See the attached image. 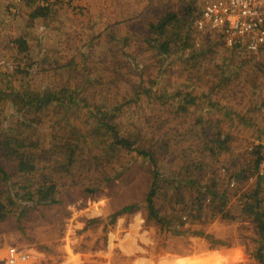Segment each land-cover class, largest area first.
Returning a JSON list of instances; mask_svg holds the SVG:
<instances>
[{"label":"rangeland","instance_id":"1","mask_svg":"<svg viewBox=\"0 0 264 264\" xmlns=\"http://www.w3.org/2000/svg\"><path fill=\"white\" fill-rule=\"evenodd\" d=\"M191 1L202 8L205 0ZM17 3L0 0L1 91L10 86L33 93L46 85L73 87L82 76L95 82L101 73L104 84L115 93H129L139 83L148 87L152 81L160 98H141L123 106L118 122L135 129L142 141L170 129L165 136L168 152L160 157L162 168L168 170L182 159L213 160L202 149L205 140L190 136L173 144L177 126L172 120L170 127L158 128L162 115L171 119L178 107L184 124L180 130L196 116L203 118L210 133L229 135V148L217 155L215 168L217 178L230 189L227 206L239 210L238 203L246 198L242 193L257 189L255 197L261 198L264 207V179L258 178L256 185V169L252 170V152L260 146L261 156L264 149L263 56L228 45L206 25L199 29L195 25L199 15L187 32H180L187 44L172 43L169 53L157 54L156 48L141 40L147 22L167 7L181 6L182 0H35L33 5L49 4V10L47 16L34 20L29 19L25 1ZM19 36L27 42L24 52L13 42ZM192 54L197 57L184 58ZM114 55L120 57L118 63ZM126 57L133 61L127 70ZM190 98L193 102L187 103ZM163 102L159 117L158 103ZM151 168L146 157L138 156L119 177L102 182L95 193L68 185L58 193L59 202L30 204L25 215H9L0 222V264H156L163 258L206 260L195 255L212 250L219 252L218 264H263V244L246 213L243 221L215 218L200 223L201 234L187 236H171L168 226L147 219L140 207L112 221V213L143 200ZM233 248L243 255L234 251L225 259L220 254ZM138 249L140 253H135ZM259 250L263 253L258 258ZM133 251L140 255L137 261L129 259L131 253L127 255Z\"/></svg>","mask_w":264,"mask_h":264},{"label":"trees","instance_id":"2","mask_svg":"<svg viewBox=\"0 0 264 264\" xmlns=\"http://www.w3.org/2000/svg\"><path fill=\"white\" fill-rule=\"evenodd\" d=\"M21 1L30 8L29 19L47 16L49 4L33 5L35 0ZM201 11L202 8L191 0H182L181 6L167 7L147 22L141 40L156 48L157 54H167L172 43L184 41L187 44L186 40H181L185 37L182 38L180 32H187ZM13 42L19 52L27 49L24 38L19 36ZM113 57L118 63L120 57ZM196 57L192 54L184 58L193 60ZM125 60L129 66H123L124 69L132 68L131 58ZM91 78L84 75L73 87L46 85L41 92L34 93L12 86L0 90V107H5L0 118V222L9 215H25L30 204L59 202L58 193L68 185L82 186L86 192L95 193L102 182L119 177L135 157L143 156L152 167L147 192L141 202L112 213V221L140 207L146 210L147 219L168 226L171 236H187L201 234L197 225L207 224L215 218L233 222L250 216L261 238L262 251L264 207L261 198L255 197L257 189L253 192L245 190L242 195L246 198L240 200V209L236 210L237 206H227L230 189L217 178V155L228 150L229 135L210 133L209 126L199 116H194V121L180 130L184 124L179 120L178 107L171 119L163 114L158 128L166 124L170 127L172 120L177 126L173 129V144L190 136L205 140L202 149L213 160L182 159L175 169L164 170L160 157L168 152L169 141L165 136L170 129L142 141L143 136L135 129L122 126L117 120L123 106L141 98H160L154 82L150 81L148 87L139 83L129 93H115L104 84L102 73L94 77L95 82H89ZM82 81L86 83L82 84ZM106 100L108 103L104 102ZM165 105V102L158 103L161 107L159 117ZM259 151L260 146H256L252 152L255 156L253 171L260 159ZM242 170L236 175L239 176ZM256 180L257 185L259 180ZM261 251L258 258L262 257ZM178 261L185 264L182 259Z\"/></svg>","mask_w":264,"mask_h":264},{"label":"built area","instance_id":"3","mask_svg":"<svg viewBox=\"0 0 264 264\" xmlns=\"http://www.w3.org/2000/svg\"><path fill=\"white\" fill-rule=\"evenodd\" d=\"M195 25L199 29L206 25L222 35L228 45L264 57V0H205ZM254 175L264 179V149ZM10 256L12 261L13 253ZM261 261L264 264V256Z\"/></svg>","mask_w":264,"mask_h":264},{"label":"crops","instance_id":"4","mask_svg":"<svg viewBox=\"0 0 264 264\" xmlns=\"http://www.w3.org/2000/svg\"><path fill=\"white\" fill-rule=\"evenodd\" d=\"M18 3H17V5H19L22 1L21 0H16ZM137 247L138 248H140L138 245H137ZM139 250V249H138ZM140 250H143L142 248H140ZM140 250L139 251H133V252H130L131 253V255H129V259H131V261L132 260H135V261H137L136 259L137 258H140V255H138V256H135L134 255V252L135 253H140ZM220 251V250H219ZM234 251H239V252H241L240 250H235L234 248L233 249H231V250H229V252H224V251H220V254L221 255H223V258H225L226 259V256H225V254H229L230 252H234ZM222 252V253H221ZM218 250H212V251H208V252H204V253H200V254H198V255H195V257H197V256H201L202 255V257H207L206 258V260H204L203 258H198V259H193V257L192 256H189V258H180V259H182L183 261H184V263L185 264H218L217 262H216V258L215 257H217V255H218ZM230 255V254H229ZM241 255H243L242 254V252H241ZM209 257V258H208ZM187 259H188V261H187ZM217 259H218V257H217ZM204 260V261H203ZM179 263H181L180 261H178V259L177 260H175V261H171V260H169V259H166V258H163V259H161V260H158L157 261V263L156 264H179ZM143 264V263H142Z\"/></svg>","mask_w":264,"mask_h":264}]
</instances>
